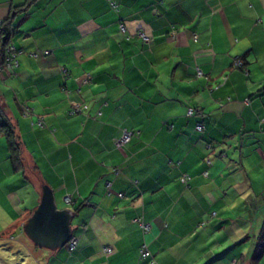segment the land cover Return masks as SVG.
<instances>
[{
  "label": "crops",
  "instance_id": "crops-1",
  "mask_svg": "<svg viewBox=\"0 0 264 264\" xmlns=\"http://www.w3.org/2000/svg\"><path fill=\"white\" fill-rule=\"evenodd\" d=\"M9 17L21 164L0 135V239L47 185L78 244L45 264H264V0H0Z\"/></svg>",
  "mask_w": 264,
  "mask_h": 264
},
{
  "label": "water",
  "instance_id": "water-1",
  "mask_svg": "<svg viewBox=\"0 0 264 264\" xmlns=\"http://www.w3.org/2000/svg\"><path fill=\"white\" fill-rule=\"evenodd\" d=\"M72 217V209H59L52 189L43 185L40 201L22 230L37 247L53 251L63 248L72 236Z\"/></svg>",
  "mask_w": 264,
  "mask_h": 264
},
{
  "label": "built area",
  "instance_id": "built-area-1",
  "mask_svg": "<svg viewBox=\"0 0 264 264\" xmlns=\"http://www.w3.org/2000/svg\"><path fill=\"white\" fill-rule=\"evenodd\" d=\"M1 26H2V21H0V30H1ZM120 28L124 29V25L120 24ZM139 35L141 36V38L143 39L144 42H149L150 41V38L147 35H145L144 33H139ZM18 53H19V51H17L14 48L13 45L9 44L6 47L4 60L0 63V72L5 67H7V68H15V67L18 66V62H17V59H16V55ZM233 66L236 67V68H241L243 66L242 60L239 59V58H236L233 61ZM198 74H201L200 70H198ZM88 78H89V76H88ZM88 78L85 79L84 81L85 82L88 81ZM84 108H85V106H84ZM79 111H81V106L79 104H77V103H73L69 113L70 114H74V113L79 112ZM195 112H196V110L194 108H188L186 114L188 116H191ZM23 113L24 114H28L29 113V109L25 107L23 109ZM38 125L39 126L42 125L40 121L38 122ZM195 129L198 130V131H202L203 130V125L200 122H198L195 125ZM133 135H134V131L126 129V128L122 129L120 136L115 140L116 145L120 146V145L125 144L126 142H128L131 139V137ZM263 161H264V157H263ZM190 179H191V177L189 175L185 174V175L182 176L181 180L184 183H188ZM119 196L121 197L122 193H119ZM63 200L66 203H68V204H70L72 202V199H71V197L69 195L64 196ZM135 221H137L139 223V226L141 227V229H142L144 234H146L147 232L150 231L151 227H150L149 223L141 221L140 219H135ZM77 244H78V238L76 236H71L70 239L68 240L66 246H67L69 251H73L76 248ZM103 251L106 254H109V253L112 252V248L110 246H105L103 248ZM139 258L141 260H150V261H152V253L150 252V250H149V248H148L146 243H143L140 246V248H139ZM230 264H237V261L233 260V261H231Z\"/></svg>",
  "mask_w": 264,
  "mask_h": 264
},
{
  "label": "rangeland",
  "instance_id": "rangeland-1",
  "mask_svg": "<svg viewBox=\"0 0 264 264\" xmlns=\"http://www.w3.org/2000/svg\"><path fill=\"white\" fill-rule=\"evenodd\" d=\"M50 251L37 247L24 233H18L13 239H0V264H45L42 254Z\"/></svg>",
  "mask_w": 264,
  "mask_h": 264
},
{
  "label": "trees",
  "instance_id": "trees-1",
  "mask_svg": "<svg viewBox=\"0 0 264 264\" xmlns=\"http://www.w3.org/2000/svg\"><path fill=\"white\" fill-rule=\"evenodd\" d=\"M11 17L2 21L1 31H0V63L4 60L6 47L9 45L8 37L11 34L10 22ZM0 135L6 140L7 147L10 153V158L14 164L20 165L21 160V142L15 127L11 123L10 119L5 115L3 109L0 106ZM262 247V246H261ZM257 255L255 261L252 264H257Z\"/></svg>",
  "mask_w": 264,
  "mask_h": 264
}]
</instances>
